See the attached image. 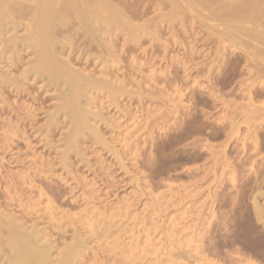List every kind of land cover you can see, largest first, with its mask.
<instances>
[{"label": "rangeland", "instance_id": "obj_1", "mask_svg": "<svg viewBox=\"0 0 264 264\" xmlns=\"http://www.w3.org/2000/svg\"><path fill=\"white\" fill-rule=\"evenodd\" d=\"M259 192L264 0H0V264H264Z\"/></svg>", "mask_w": 264, "mask_h": 264}, {"label": "bare ground", "instance_id": "obj_2", "mask_svg": "<svg viewBox=\"0 0 264 264\" xmlns=\"http://www.w3.org/2000/svg\"><path fill=\"white\" fill-rule=\"evenodd\" d=\"M72 3H73V2H72ZM71 5H72V4H71ZM73 5H75V4L73 3ZM75 6H76V5H75ZM75 6H74V7H75ZM77 6H78V5H77ZM77 6H76V7H77ZM72 9H74V8H72ZM79 10H80V9H79ZM43 11L45 12V10H43ZM48 11H50V10H48ZM48 11H46V13H47ZM52 11L55 12L54 10H51L50 12H52ZM50 12H49V13H50ZM53 12H52V13H53ZM75 12H76V14H77L78 11H75ZM80 12H81V11H80ZM80 12H79V13H80ZM83 12H84V11H83ZM42 13H43V12H42ZM79 13H78V14H79ZM53 14H54V13H53ZM81 14H82V13H81ZM32 21H33V20H32ZM42 21H43V20H42ZM44 22H45V21H44ZM32 23H33V22H32ZM38 23H39V22H38ZM40 23H41V22H40ZM42 23H43V22H42ZM49 23H50V21H49ZM41 25H42V24H41ZM41 25H40V26H41ZM46 25H47V24H46ZM42 26H43V25H42ZM44 26H45V25H44ZM46 27H47V26H45V28H46ZM43 28H44V27H43ZM43 28H42V29H43ZM45 28H44V29H45ZM47 29H48V28H47ZM37 30H38V29H37ZM41 31H42V30H41ZM46 31H47V30H46ZM46 31H45V32H46ZM37 32H40V31L38 30ZM40 33H41V32H40ZM43 33H44V32H43ZM37 34H38V33H37ZM37 34H36V36L38 37ZM42 36H43V34H42ZM43 37H44V36H43ZM43 37H42V38H43ZM44 38H45V37H44ZM44 38H43V39H44ZM39 39H40V37H39ZM45 39H46V38H45ZM40 40H41V39H40ZM46 40H48V38H47ZM39 43H41V42H39ZM43 43H44V42H43ZM43 43H41V44H43ZM41 44H40V46H41ZM49 44H51V42H50ZM38 45H39V44H38ZM38 45H37V46H38ZM43 47H45L44 50H46L47 47H46V46H43ZM37 48H38V47H37ZM41 48H42V47H41ZM51 48H53V47H51ZM39 49H40V48H39ZM35 50H36V49H35ZM50 50H51V49H50ZM53 50L55 51V49H53ZM61 50H62V49H61ZM40 51H41V50H40ZM51 51H52V50H51ZM51 51H50V52H51ZM36 52H38V51H36ZM42 52H43V51H42ZM44 52H45V51H44ZM51 53H53V51H52ZM54 53H55V52H54ZM38 54H39V53H38ZM46 54H47V53H46ZM55 54H56V53H55ZM55 54H53V55H55ZM53 55H52V56H53ZM56 55H57V54H56ZM38 56H39V55H38ZM47 56H48V55H47ZM49 56H50V55H49ZM52 56H51V57H52ZM53 57H54V56H53ZM47 58H48V57H47ZM48 59H49V58H48ZM38 60H40V59H38ZM54 60H55V59H54ZM54 60H53V61H54ZM44 61L46 62L45 59H44ZM51 61H52V58H51ZM39 62H40V61H39ZM50 64H51V63H50ZM55 64H56V63H55ZM43 65H44V67H45V64H43ZM43 65H42V66H43ZM56 65H57V64H56ZM35 66H36V65H35ZM38 66H39V65H38ZM46 66H47V64H46ZM44 67H43V68H44ZM50 67H51V65H50ZM52 67H53V66H52ZM52 67H51V68H52ZM55 68H56V67H55ZM40 70H41V68H40ZM45 70H46V69H45ZM54 70H55V69H54ZM60 70H61V69H60ZM64 70H65V69H64ZM34 71H35V70H34ZM50 71H51V70H50ZM58 71H59V70H58ZM66 71H67V70H66ZM43 72H44V71H43ZM51 72H52V71H51ZM64 72H65V71H64ZM32 73H33V72H32ZM34 73H35V72H34ZM46 73H47V72H46ZM55 73H56V72H55ZM65 73H66V72H65ZM48 74H49V71H48ZM59 75H60V74H59ZM40 76H41V75H40ZM54 76H55V75H54ZM65 76H66V75H65ZM59 77H60V76H59ZM62 77H63V76H62ZM73 77H74V75H73ZM56 78H57V77H56ZM64 78H65V77H64ZM67 78H68V77H67ZM52 79H53V78H52ZM76 79H77V78H76ZM78 79H79V78H78ZM56 80H58V79H56ZM65 80H67V79H65ZM90 80H91V79H90ZM59 81H60V80H59ZM59 81H57V82H59ZM61 81H62V79H61ZM61 81H60V82H61ZM70 81H71V80H70ZM73 81H75V80H73ZM73 81H72V82H73ZM81 81H82V80H81ZM85 81H86V80H85ZM65 82H66V81H65ZM79 82H80V81H79ZM90 82H91V81H90ZM51 83H52V82H51ZM77 83H78V81H77ZM83 83H84V82H83ZM86 83H87V82H86ZM53 84H54V82H53ZM58 84H59V83H58ZM68 84H69V83H68ZM73 84H74V83H73ZM88 84H89V83H88ZM54 85H55V84H54ZM56 85H57V84H56ZM59 85H60V84H59ZM78 85H79V84H78ZM86 85H87V84H86ZM86 85H84V86H86ZM64 86H65V85H64ZM69 86H70V85H69ZM81 86H82V85H80L79 88H80ZM87 86H88V85H87ZM90 86H91V85H90ZM95 86H96V85H95ZM70 87H71V86H70ZM93 87H94V86H93ZM61 88H62V87H61ZM68 88H69V87H68ZM75 88H76V87H75ZM79 88H78V89H79ZM90 88H91V87H90ZM86 89H87V88H86ZM86 89H85V90H86ZM60 90H61V89H60ZM62 90H63V89H62ZM64 90H65V89H64ZM69 90H71V89H69ZM74 90H75V89H74ZM79 90H80V89H79ZM81 90H82V89H81ZM67 91H68V90H67ZM60 92H61V91H60ZM68 92H69V94H70L71 91H68ZM75 92H76V91H75ZM71 94H72V93H71ZM78 94H79V93H78ZM61 95H62V94H61ZM64 95H65V92H64ZM67 95H68V94H66L65 96H67ZM73 95H74V94H73ZM82 95H83V94H82ZM62 96H63V95H62ZM77 97H78V96H77ZM77 97H75V98H77ZM80 97H81V96H80ZM68 98H69V97H68ZM68 98H67V99H68ZM63 100H64V97H63ZM65 101H66V100H65ZM65 101H63V102H65ZM73 101H75V100L73 99ZM91 101L93 102V100H91ZM91 101H90V102H91ZM69 102H70V101H69ZM88 102H89V101H88ZM67 104H68V103H67ZM67 104H66V106H67ZM64 107H65V106H64ZM67 107L69 108V106H67ZM78 109H79V107H78ZM78 109H77V111H78ZM256 195H259V197L256 196ZM256 195H255L256 197H258V198L262 197V198L264 199V193L259 192V194L257 193ZM255 196H254V197H255ZM254 197H253V198H254ZM256 197H255V199H251V200H253V201H252V202H253V209H254V211H255V215H254V216H256V215L258 216V217H255L254 219L256 220V218H258L257 220L259 221V223L262 222L261 224L264 225V223H263V222H264V211L262 210V206H260V205H262L263 203L260 204V203L258 202L259 200L257 201L258 198L256 199ZM250 207H252V206L250 205ZM252 211H253V210H252ZM0 216H1V215H0ZM252 216H253V215H252ZM10 218H11V217H10ZM248 218H249V217H246V219H248ZM1 219H2V218H1ZM250 219H252V217H251ZM259 219H260V220H259ZM2 220H4V219H2ZM16 220H17V219H16ZM16 220H15V221H16ZM255 220H254V221H255ZM261 220H262V221H261ZM8 221H9V220H8ZM12 221H13V220H11L10 222H12ZM10 222H9V223H10ZM256 222H257V221H256ZM256 222H255L254 225H256ZM4 223H5V222H4ZM13 223H14V222H13ZM16 223H17V222H16ZM246 223H247V222H246ZM250 223L253 224L254 222L252 221V222H250ZM259 223H258V224H259ZM0 224H1V223H0ZM2 224H3V222H2ZM2 224H1V225H2ZM10 224L12 225V223H10ZM252 224H251V225H252ZM261 224H260V225H261ZM4 225L6 226L7 224H4ZM11 225H10V226H11ZM14 225H15V224H14ZM18 225H19V224H17L15 227H17ZM36 225H37V224H36ZM248 225H249V224H248ZM260 225H259V226H260ZM263 225H262V226H263ZM12 226H13V225H12ZM19 226H20V225H19ZM21 226H22V223H21ZM24 226H25V225H24ZM236 226H237V225H236ZM7 227H9V226H6V228H7ZM249 227H250V226H249ZM249 227H248V228H249ZM10 228H11V227H10ZM20 228H21V227H20ZM36 228H37V227H36ZM255 228H260V227H255ZM262 228H263V227H261V229H262ZM1 229L3 230V228H1ZM11 229H12V228H11ZM17 229L19 230V227H18ZM22 229H24V228L22 227ZM34 229H35V228H34ZM250 229H251V228H250ZM5 230H6V229H5ZM15 230H16V229H15ZM15 230H14V231H15ZM26 230H27V229H26ZM26 230H24V232H25ZM256 230H257V229H256ZM6 231H7V230H6ZM14 231H13V232H14ZM37 231H38V230H37ZM252 231H253V229H252ZM257 231H258V230H257ZM263 231H264V228H263ZM7 232H9V233H7V234L11 235V234H10V231H7ZM13 232H12V234H13ZM18 232H19V231H18ZM27 232H28V231H26V233H27ZM32 232H33V231H32ZM32 232H30V233H32ZM34 232H35V230H34ZM40 232H41V231H40ZM40 232H39V233H40ZM42 232H43V230H42ZM42 232H41V233H42ZM259 232H261V231H259ZM259 232H258V234H259ZM0 233H2V231H0ZM15 233H16V232H15ZM250 233H251V232H250ZM261 233L263 234L264 232H261ZM3 234H4V233H3ZM5 234H6V233H5ZM21 234H22V232H21L20 234H18V236L21 235ZM33 234H34V233H33ZM33 234H32V236H33ZM37 234H38V233H37ZM43 234H44V233H43ZM253 234H254V233H253ZM262 234H261V236H262ZM9 235H8V236H9ZM24 235H26V234H23V236H24ZM29 235H30V234H29ZM256 235H257V233H256ZM263 235H264V234H263ZM1 236H2V234H1ZM5 236H6V235H5ZM14 236H15V235H14ZM261 236H260V237H261ZM9 237H10V236H9ZM20 237H22V236H20ZM30 237H31V236H30ZM30 237H29V239H30ZM36 237H38V235H36ZM36 237H33V238H35V240H36ZM40 237H41V236H39V238H40ZM44 237H45V236H44ZM4 238H5V237H4ZM6 238H7V236H6ZM11 238H13V236H12ZM11 238H10L9 240H10V241H14V239L16 240L17 236H16V238H13L12 240H11ZM22 238L24 239V237H22ZM250 238H253V237H250ZM257 238H258V237H257ZM257 238H256V239H257ZM261 238H262V237H261ZM20 239H21V238H20ZM20 239L18 238L19 241H20ZM25 239H26V238H25ZM25 239H24V240H25ZM259 239H260V238H259ZM263 239H264V238H263ZM18 240H17V241H18ZM26 240H27V239H26ZM30 240H31V239H30ZM30 240H29V241H30ZM41 240H43V238H42ZM2 241H4V240H2ZM10 241H9V242H10ZM249 241H250V240H249ZM260 241H262V240H260ZM26 242H27V241H26ZM33 242H34V241H33ZM33 242H32V243H33ZM40 242H41V241H40ZM40 242H39V243H40ZM7 243H8V240H7ZM7 243H6V244H7ZM10 243H11V242H10ZM13 243H14V242H13ZM13 243H12V244H13ZM17 243H18V242L15 243V244H16V246H15L16 248H18V246H20L19 243H18V244H17ZM22 243H23V241L21 242V245H22ZM32 243H31V245H32ZM45 243H48V242H45ZM29 244H30V242H29ZM37 244H38V242H37ZM43 244H44V243H42V246H43ZM0 245H1V244H0ZM2 245H3V244H2ZM9 245H10V244H9ZM13 245H14V244H13ZM17 245H18V246H17ZM31 245H30V246H31ZM34 245H35V244H34ZM34 245H33V247H34ZM47 245H48V244H47ZM23 246H24V251H23L22 248H20V249L18 248V249L16 250V252H11V253H13V258H12V262H11V264H49V263H48L49 258H48V260H47V256H49V253L46 251V249H47L48 247L44 249V250H45V253H44V252L42 253L41 250H42L43 248H42L41 250L39 249L38 251H34L35 248H33V247L31 246V248H33V251L31 252L30 249L28 250V248H29V245H28L27 252H29V253H27V252H25V250H26V249H25V243H24ZM23 246H20V247H23ZM26 246H27V245H26ZM40 246H41V245H40ZM42 246H41V247H42ZM53 246H55V245H53ZM78 246H79V245H78ZM7 247H8V246H7ZM11 247H12V246H11ZM11 247H10V248H11ZM15 247H14V248H15ZM36 247H37V246H36ZM41 247H40V248H41ZM44 247H45V246H44ZM0 248H1V246H0ZM37 248H38V247H37ZM50 248H51V247H50ZM50 248H49V250H50ZM52 248H53V249H52ZM52 248H51V249L54 250V247H52ZM74 248H76V247H74ZM263 248H264V247H263ZM12 249H13V248H12ZM77 249H78V248H77ZM36 250H37V249H36ZM47 250H48V249H47ZM72 250H75V249H72ZM72 250H71V252H72ZM8 251H9V250H8ZM8 251H7V252H8ZM12 251H15V250H12ZM18 251H19V252H18ZM20 251H22V252H20ZM40 251H41V252H40ZM77 251H78V250H77ZM79 251H80V248H79ZM5 252H6V250H5ZM71 252H70V253H71ZM2 253H3V252H2ZM2 253H0V254H1L0 256L3 255ZM20 253H21L22 255H21ZM24 253H25L26 256L23 255ZM26 253H27V254H26ZM52 253H53V252H52ZM52 253H51L50 255H52ZM77 253H78V252H77ZM5 254H6V253H5ZM7 254H8V253H7ZM72 254L74 255L73 252H72ZM72 254H71V256H72ZM75 254H76V253H75ZM9 255H11V254H9ZM9 255H8V256H9ZM69 255H70V254H69ZM3 257H4V255H3ZM11 257H12V256H11ZM0 258H1V257H0ZM5 258H6V257H5ZM7 258H8V257H7ZM9 258H10V257H9ZM66 258H67V257H66ZM10 259H11V258H10ZM52 259H53V258H52ZM52 259H50V261H51ZM67 259H68V258H67ZM3 260H5V259H3ZM6 260H7V259H6ZM56 260H57V259H56ZM58 260H59V259H58ZM60 260H61V259H60ZM7 261L9 262V259H8ZM67 261H68V260H67ZM0 262H1V261H0ZM6 263H7V262H6ZM9 263H10V262H9ZM61 263H62V260H61ZM51 264H52V263H51Z\"/></svg>", "mask_w": 264, "mask_h": 264}]
</instances>
